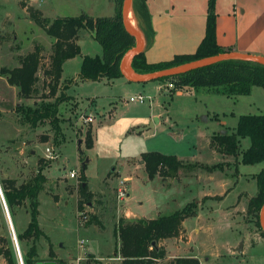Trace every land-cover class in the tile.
<instances>
[{"label": "rangeland", "instance_id": "374dc122", "mask_svg": "<svg viewBox=\"0 0 264 264\" xmlns=\"http://www.w3.org/2000/svg\"><path fill=\"white\" fill-rule=\"evenodd\" d=\"M110 1L115 4L114 0H0V68L19 66L36 44L43 46L37 91L30 98L22 97L19 88L0 73V179H15L21 184L37 174L41 159L43 165L48 164L44 170L47 181L39 195V223L61 264H122L116 251V231L122 219L154 218L194 200L199 204L197 214L185 219L177 237L160 241L166 247V257L155 264H173L176 257L186 255H198L201 264H264V230L247 210L248 195L258 191L253 176L264 168V161L235 166L234 156H225L210 145L214 133H231L240 115L264 114L263 87L255 86L250 95L227 96L222 87L184 85L174 90L173 80H153L147 85L124 79L86 81L77 75L80 54L68 61L57 93L66 86V94L71 96L59 105V129L50 120L32 126L17 110L19 104L37 106L56 98H46L50 93L45 74L55 39L23 4L52 20L83 12L111 16L115 7ZM131 12L139 28L133 7ZM81 31L82 53L102 54V46L91 38V31ZM178 91L183 95L177 96ZM138 93L151 99L145 103L129 101L130 95ZM81 115H92L94 120L86 122ZM89 127L91 148L85 142ZM142 127L146 128L138 132ZM249 146L250 139H243L241 148ZM47 149L53 156H46ZM153 151L175 155L184 162L224 165L213 172L180 168L151 178L142 155ZM71 170L76 171V178H70ZM82 173L96 195L93 203L79 211ZM127 178L128 196L120 200L118 189ZM3 196L0 182V246L3 236L15 250V264H24L23 254L30 244L20 245L17 231L26 228L29 213L26 207L19 208L14 224ZM235 204L237 209L232 211ZM92 215L101 226L89 223ZM37 246L38 261H56L47 252L46 238H40ZM0 264H8L1 254Z\"/></svg>", "mask_w": 264, "mask_h": 264}, {"label": "trees", "instance_id": "16d2710c", "mask_svg": "<svg viewBox=\"0 0 264 264\" xmlns=\"http://www.w3.org/2000/svg\"><path fill=\"white\" fill-rule=\"evenodd\" d=\"M124 0H114L115 14L111 16H93L86 12L78 16H59L54 19L43 16L41 11L31 5L23 4L31 17L40 24L46 33L55 39L50 64L45 70L49 79V93L46 96H56L54 101L43 100L37 106L19 104L17 110L23 119L32 126L50 120L59 129V105L71 96L66 94V86L62 87L64 64L67 60L75 58L82 53L78 42L81 30L93 32V37L102 46V54L82 57L78 77L86 81H99L102 78L116 79L124 76L122 62L127 52L136 46V38L126 28L122 13ZM216 0H209L208 23L206 35L199 44L196 52L190 54H177L169 61L149 63L145 50L137 54L132 60L133 69L141 74L150 73L176 65L231 51L219 45L216 36ZM132 7L139 20V28L146 41V48L153 43L155 30L152 25L151 14L145 0H133ZM43 61V46L36 44L34 49L21 58L20 65L14 68L1 67L0 73L7 77L9 84L19 88L22 97L30 98L37 91L39 81L38 72ZM158 81H175L174 90L184 86L222 87L221 92L227 96L249 95L255 86L264 88V65L245 61L242 59H226L187 72L185 74L164 77ZM218 115V114H216ZM250 139V146L242 149V140ZM88 148L93 145L92 127H89L85 139ZM210 145L217 152L225 156H234L235 166L240 163L256 164L264 161V114H242L231 133H214ZM145 169L149 177L164 175L172 171L178 172L180 168L194 170L202 168L213 172L223 168V163L205 164L202 162H184L175 155L160 152H146L142 155ZM40 160L38 172L30 180L17 184L15 179H0L2 191L15 224L14 217L17 210L26 207L29 213V222L23 231H17L18 241L30 244L23 254L24 264H36L38 261L37 242L46 238L49 242V254L57 260L50 237L39 223V195L47 181L44 173L45 167ZM84 171V169H83ZM78 195V210L83 211L84 206L94 202L96 193L88 185L85 173H82ZM256 179L258 191L248 201V213L253 214L260 223V212L264 204V168L253 176ZM86 183V182H85ZM223 196H215L216 199ZM199 204L194 200L188 202L183 208L172 213L161 214L154 218L126 221L122 219L116 231L119 239L117 253L122 257V264H155L166 257V247L160 241L177 237L182 229L185 219L197 214ZM89 223L102 225L96 215H92ZM264 233V232H263ZM0 254L8 264L16 263L15 250L12 245L1 237ZM173 264H201L198 257L179 256Z\"/></svg>", "mask_w": 264, "mask_h": 264}, {"label": "crops", "instance_id": "0c3cea01", "mask_svg": "<svg viewBox=\"0 0 264 264\" xmlns=\"http://www.w3.org/2000/svg\"><path fill=\"white\" fill-rule=\"evenodd\" d=\"M145 1L148 5L152 25L155 30L152 45L146 48L145 43L144 50L147 61L149 63L169 61L177 54H190L196 52L199 44L206 35L209 0ZM110 3L115 7L112 1H110ZM215 12L216 36L219 45L238 52L264 56V0H216ZM81 32L82 31L79 33L78 42L82 49L81 42L83 36H81ZM91 38H94L93 32H91ZM83 55L85 54L81 53V57H83ZM72 59L65 62L64 71L66 70L68 61ZM73 79L76 83L78 82L75 76ZM116 79H124L130 84L136 85L141 83L131 80L125 73L124 76ZM101 80L114 81L115 79L102 78ZM149 83L150 82H144L145 85ZM155 85L159 87V84ZM176 95H183L182 91H178ZM223 124H225V122H223ZM142 128L145 129L146 127ZM144 129L139 128L138 132ZM128 179L129 178H127V180ZM252 196L254 195L249 194L248 200ZM234 206L232 211L233 209H237L236 204ZM130 212L131 210L126 213V216H129ZM133 214L136 216L135 213ZM184 222L183 226L185 225ZM169 239L171 240L172 238L164 240ZM48 251L49 246L47 252ZM186 256H195L199 258L198 255ZM199 259L202 261L201 258Z\"/></svg>", "mask_w": 264, "mask_h": 264}, {"label": "water", "instance_id": "95a60500", "mask_svg": "<svg viewBox=\"0 0 264 264\" xmlns=\"http://www.w3.org/2000/svg\"><path fill=\"white\" fill-rule=\"evenodd\" d=\"M132 3L133 0H124L123 6H122V13L124 17V23L127 28V30L135 36L136 38V46L130 49L127 54L125 55L122 66L124 73L133 81L135 82H149L153 80H157L159 78H164V77H172V76H177L181 74H185L187 72H190L192 70L202 68L208 65H212L214 63H217L222 60L226 59H242L245 61H250L258 64L264 65V56L262 55H256V54H250V53H243V52H238L235 50L219 53L213 56H208L204 57L198 60L190 61L187 63H183L180 65H176L170 68L150 72V73H145L141 74L136 72L133 67H132V60L134 57L142 52L145 48V38L143 34L140 31V28L132 26L130 20H129V15L132 9ZM144 129V128H141ZM86 183H83V186H85ZM4 203L6 204L5 198L3 196ZM260 223L261 226L264 230V204L262 206L261 212H260ZM36 264H58L56 261H38Z\"/></svg>", "mask_w": 264, "mask_h": 264}, {"label": "built area", "instance_id": "2783aa9c", "mask_svg": "<svg viewBox=\"0 0 264 264\" xmlns=\"http://www.w3.org/2000/svg\"><path fill=\"white\" fill-rule=\"evenodd\" d=\"M169 86H173V83H170ZM147 99H151L150 96H147L145 94L142 93H138L135 95H130L129 97V101L131 102H141V103H145L147 101ZM81 117L84 119V121L86 122H93L94 117L92 115H81ZM48 153L46 154L47 157H51L53 156V152L51 149H47ZM70 178H76L77 177V173L75 170H71L70 174H69ZM127 179H124L121 181L122 186L119 187L118 189V197L119 199H124L127 198L128 196V192L125 188V181ZM81 215H84V218H87V215L84 212H81ZM88 219V218H87ZM83 244V241H81Z\"/></svg>", "mask_w": 264, "mask_h": 264}, {"label": "bare ground", "instance_id": "6f19581e", "mask_svg": "<svg viewBox=\"0 0 264 264\" xmlns=\"http://www.w3.org/2000/svg\"><path fill=\"white\" fill-rule=\"evenodd\" d=\"M129 20H130L132 26L137 27V25H136V18L134 16L133 12H130Z\"/></svg>", "mask_w": 264, "mask_h": 264}]
</instances>
